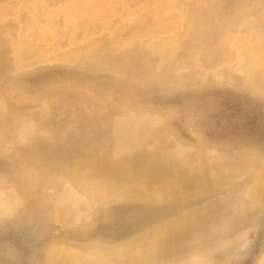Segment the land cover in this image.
<instances>
[{
  "label": "rangeland",
  "instance_id": "374dc122",
  "mask_svg": "<svg viewBox=\"0 0 264 264\" xmlns=\"http://www.w3.org/2000/svg\"><path fill=\"white\" fill-rule=\"evenodd\" d=\"M3 196L0 264L176 222L146 264H264V0H0Z\"/></svg>",
  "mask_w": 264,
  "mask_h": 264
},
{
  "label": "bare ground",
  "instance_id": "6f19581e",
  "mask_svg": "<svg viewBox=\"0 0 264 264\" xmlns=\"http://www.w3.org/2000/svg\"><path fill=\"white\" fill-rule=\"evenodd\" d=\"M73 172L74 174L71 180L73 181V184H75L77 183L79 172L77 170H74ZM106 182H104V184L100 183L97 186H92L91 188L87 189V196L89 197L88 203H91V205H93L96 202L98 203L102 200L106 201L117 196L126 197L132 192L144 193L143 196H145L147 199L152 200L159 199L160 197L162 198L164 195H166V193L162 192H149L148 188L139 184H136L134 191L129 193V190H127L126 188H110V182ZM20 201L22 200H20V198L18 197L16 203L20 204ZM16 209L17 207H15L10 200H8L4 196L0 197V213L7 214L15 211ZM181 225L182 222H176L167 226H161L155 231H152V233H148L146 234V236H143L142 239L136 240L126 248L115 247L109 250L98 251L95 249L86 250L78 247L75 248L63 243L57 245L54 250L50 251L48 253V258L51 264H84L85 260H88L90 258L101 260L100 262H104L105 264H108L110 262H115V264L116 262L125 264H146L154 260L157 252H161L165 249V244H160L159 241H155V239L163 237L168 241L172 237V235H174L179 230Z\"/></svg>",
  "mask_w": 264,
  "mask_h": 264
}]
</instances>
